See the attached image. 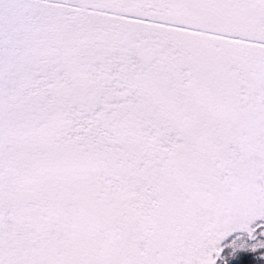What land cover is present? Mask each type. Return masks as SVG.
Instances as JSON below:
<instances>
[{
    "label": "snow or ice",
    "instance_id": "6c2138e0",
    "mask_svg": "<svg viewBox=\"0 0 264 264\" xmlns=\"http://www.w3.org/2000/svg\"><path fill=\"white\" fill-rule=\"evenodd\" d=\"M0 264H264V0H0Z\"/></svg>",
    "mask_w": 264,
    "mask_h": 264
}]
</instances>
